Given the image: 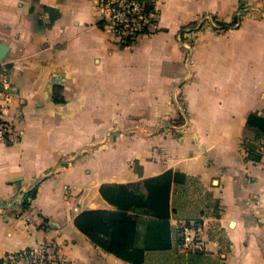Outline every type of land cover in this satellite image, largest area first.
<instances>
[{"label": "crops", "instance_id": "crops-1", "mask_svg": "<svg viewBox=\"0 0 264 264\" xmlns=\"http://www.w3.org/2000/svg\"><path fill=\"white\" fill-rule=\"evenodd\" d=\"M97 1L0 0V257L51 241L72 264H134L74 218L113 208L102 184L170 171L172 250L197 220L216 264H264V164L243 144L247 115L264 116V0H155L154 30L126 46Z\"/></svg>", "mask_w": 264, "mask_h": 264}, {"label": "trees", "instance_id": "trees-1", "mask_svg": "<svg viewBox=\"0 0 264 264\" xmlns=\"http://www.w3.org/2000/svg\"><path fill=\"white\" fill-rule=\"evenodd\" d=\"M136 1L143 3L145 10L153 8L152 0ZM238 22V16L234 15L230 23L216 21L215 29L228 28ZM98 24L104 28L105 18L100 19ZM146 32L142 29L139 33ZM133 41L128 38L118 43L126 46ZM53 99L58 100L55 93ZM245 125L254 132L253 139L243 143L247 157L260 161L257 142L264 137V116L250 112ZM171 181V172L165 171L142 182L102 184L100 194L113 208L82 210L75 216L74 225L96 246L134 264L136 259L139 264H216L205 252L181 253L172 250L168 201ZM28 195L33 196V191ZM26 204L23 199L22 205ZM134 225H142V233L134 230ZM176 241L178 243L179 239ZM132 242L139 255L132 253Z\"/></svg>", "mask_w": 264, "mask_h": 264}, {"label": "built area", "instance_id": "built-area-1", "mask_svg": "<svg viewBox=\"0 0 264 264\" xmlns=\"http://www.w3.org/2000/svg\"><path fill=\"white\" fill-rule=\"evenodd\" d=\"M144 9L143 3L136 0H98L97 5L106 12L105 27L113 34L118 42L135 39L142 29L150 33L155 28L156 7ZM208 17L211 26L216 27L214 19ZM139 33V34H138ZM11 81L7 74L0 69V140L7 138L12 132V124L4 118L5 99L9 95ZM257 152L260 162L264 164V137L257 142ZM204 225L201 221H193L181 226L178 235V249L181 253L204 252L202 238ZM0 264H72L59 255L56 245L49 241L28 247L19 251L8 252L0 257Z\"/></svg>", "mask_w": 264, "mask_h": 264}, {"label": "rangeland", "instance_id": "rangeland-1", "mask_svg": "<svg viewBox=\"0 0 264 264\" xmlns=\"http://www.w3.org/2000/svg\"><path fill=\"white\" fill-rule=\"evenodd\" d=\"M255 1V0H254ZM257 3H261V2H259V0H257L256 1ZM256 2H254V3H256ZM254 5H256V4H254ZM256 7H259V9H261L263 12H259V11H257V16L258 17H263L264 18V7H263V5H256ZM251 12L253 13V14H255L256 13V10L255 9H251ZM261 13V14H260ZM242 14H243V12H242ZM213 19H214V17H213ZM215 21V20H214ZM215 24L217 25V23H216V21H215ZM236 25H238V24H235L234 26H236ZM213 27V26H212ZM135 264H139V260L138 259H136V262H135Z\"/></svg>", "mask_w": 264, "mask_h": 264}, {"label": "water", "instance_id": "water-1", "mask_svg": "<svg viewBox=\"0 0 264 264\" xmlns=\"http://www.w3.org/2000/svg\"><path fill=\"white\" fill-rule=\"evenodd\" d=\"M1 47V46H0ZM0 51L2 52L3 50H2V48L0 49ZM1 54V53H0ZM1 58H2V55H0V60H1ZM29 190V189H28ZM25 194V192H23L22 194H21V197L23 196ZM21 197H20V199L19 200H21Z\"/></svg>", "mask_w": 264, "mask_h": 264}]
</instances>
